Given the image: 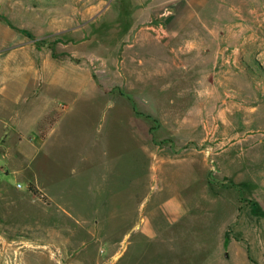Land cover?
<instances>
[{
  "label": "rangeland",
  "instance_id": "obj_1",
  "mask_svg": "<svg viewBox=\"0 0 264 264\" xmlns=\"http://www.w3.org/2000/svg\"><path fill=\"white\" fill-rule=\"evenodd\" d=\"M0 22L16 35L19 49L24 45L26 58L71 66L87 92L78 99L75 92L67 96L40 124L41 135L56 126L59 146L53 148L52 165L42 154L36 166L56 171L58 163V172L51 173L69 178L60 184L64 196L52 201L45 195L49 209H44L34 202L38 189L26 180L21 189L16 184L17 192L0 185V264H192L195 259L187 257L197 258L204 247L220 250L219 243L194 242L180 228L173 242L146 241V213L152 211L160 236L159 224L166 218L160 206L167 195L121 194L141 162L145 134L137 130L134 139L123 124L152 127L154 167L161 160L194 155L207 161V170L199 163L178 170L208 172L215 185L221 184L214 176L218 158L243 134L227 123H251L249 133L263 143L264 154V48L241 58L250 79L225 84L222 97L215 84L199 81L192 58L193 46L200 44L202 49L217 43L264 46V0H0ZM227 30L233 32L228 37ZM137 44L168 49L160 65L150 67L131 56L144 54L133 50ZM12 49L2 57L24 62L23 55H11ZM176 53L184 54V65ZM227 107L234 114L225 121L221 113ZM69 145L79 153L67 159ZM224 161L230 165L226 156ZM176 170L166 172V179L179 181ZM98 175L106 179L104 188ZM185 182L192 186L190 178ZM226 186L237 192L239 204L248 202L250 195L243 194L239 182ZM212 213L205 218L215 217ZM217 217L222 219L223 212ZM230 230L234 242L226 249L233 252L232 264H264L263 258L252 257L254 245L242 240L234 225Z\"/></svg>",
  "mask_w": 264,
  "mask_h": 264
},
{
  "label": "crops",
  "instance_id": "obj_2",
  "mask_svg": "<svg viewBox=\"0 0 264 264\" xmlns=\"http://www.w3.org/2000/svg\"><path fill=\"white\" fill-rule=\"evenodd\" d=\"M232 33V30L225 32L227 37ZM15 36L8 26L0 22V185L14 190L17 183L24 184L21 181L24 179L28 187L32 185L37 188L43 197L46 195L48 200L58 201L59 196L60 198L64 196L59 189L60 184L69 178L62 179L51 173L52 171L58 172V163H56V171L46 166H36L42 154L45 155L42 156L45 164L49 162L52 165L51 154L55 152L53 148L59 146V142L55 140L56 135H54L58 129L54 125L53 127L57 130H52V127L46 134L41 135L40 124L46 116L55 113L58 103L67 100V96L71 98L74 92L77 93V99L81 94L87 96V92L83 90L86 86L74 79L72 68L69 65H57L55 60L50 59L43 62L40 59L39 63H35L26 58L29 52L21 50V47H24L22 43L20 49L17 47L19 43H13L16 40ZM11 46H13L11 55H23L24 62L21 63L19 59L6 60L2 57ZM238 46L241 48V53L236 52L235 47ZM134 47L133 50L144 52V54L131 56H134L135 60L139 59V62L148 63L150 67L160 65L159 63L166 55L164 51L168 49L166 44L157 46L137 44ZM263 48L264 46L252 48L241 44L217 43L210 45L207 49H202L201 44L195 45L192 49L193 66L200 73L198 74L199 81L215 84L218 97H222L226 95L224 94L225 84L236 82L239 85L250 79L245 75L246 73H243L241 58L249 55L250 53H247L249 50L254 52L263 50ZM174 56L182 61V65L185 64L183 53H176ZM218 83H223V85L219 86ZM233 114L234 111L231 108H225L221 113L222 120L227 121V117ZM123 125L128 128L129 134L134 139L137 130H143L145 134L143 142L141 140L143 144H140L139 149L141 162L136 165V173L131 176L128 189L121 194L133 196L149 190L152 194L150 199L161 194L167 195L166 200L160 206L161 210L166 213L164 214L166 218H162L159 224L160 236L152 211L146 213L144 219L146 241L162 244L173 242L180 228L186 236L192 237L194 242L220 244V250L216 247H212L214 250L204 247L203 251L197 253H200L197 258L188 256L187 260L195 259L192 264H232L233 252L230 253L229 249H226V244L229 243L231 246L234 242L230 230V226L234 225L242 240L254 245L253 252L255 253L251 251L252 257L258 260L259 258L264 259V162L262 166L260 165V159L264 161V154L259 148L263 143L257 141V136L250 135L249 132L253 131L249 128L252 126L251 123H240L236 126L234 123H227V128L236 132L242 130L243 134H237L240 141L233 140L224 154L218 158L219 169L214 176L221 181L220 185L210 183L208 172L189 174L178 170V166L182 168L198 163L207 170V161H202L194 155H180L172 160H161L159 167H154L152 127L138 124L136 121ZM146 131L149 133L147 134ZM98 151L95 150L96 154L99 153ZM78 153L77 147L69 145L65 158H72ZM225 156L230 162L229 166L224 161ZM104 159L101 165L106 163ZM230 167L233 171L228 172L231 170ZM175 168L177 170L173 171V175H176L179 181L176 182L175 177L167 180L166 172L169 173ZM154 172L155 175L159 173V176H154ZM11 178L14 179V184L11 183ZM189 178L192 180V186L189 182H185V179ZM98 179L102 180L104 188L106 179L103 175H98ZM232 181L239 182L243 187V194L250 195L248 202L242 201L239 204L237 192L226 186ZM55 186L57 187L56 192L54 191ZM14 191L17 192V190ZM100 191L103 193L104 189ZM189 195L193 196L192 199L188 197ZM34 202L39 207L49 209L47 202L42 199H35ZM208 212H213L212 215L215 217L205 218ZM219 212H223L222 219L217 217ZM231 247H229L230 250ZM170 264L173 263L170 261Z\"/></svg>",
  "mask_w": 264,
  "mask_h": 264
},
{
  "label": "built area",
  "instance_id": "obj_3",
  "mask_svg": "<svg viewBox=\"0 0 264 264\" xmlns=\"http://www.w3.org/2000/svg\"><path fill=\"white\" fill-rule=\"evenodd\" d=\"M17 187H18V189H21L23 186H22L21 183H18V184H17ZM34 198H35V199H39V200H41V199L43 198V195H42L41 192H36V193L34 194Z\"/></svg>",
  "mask_w": 264,
  "mask_h": 264
}]
</instances>
